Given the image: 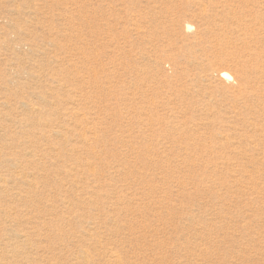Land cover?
<instances>
[{"label": "rangeland", "instance_id": "obj_1", "mask_svg": "<svg viewBox=\"0 0 264 264\" xmlns=\"http://www.w3.org/2000/svg\"><path fill=\"white\" fill-rule=\"evenodd\" d=\"M0 264H264V0H0Z\"/></svg>", "mask_w": 264, "mask_h": 264}, {"label": "bare ground", "instance_id": "obj_2", "mask_svg": "<svg viewBox=\"0 0 264 264\" xmlns=\"http://www.w3.org/2000/svg\"><path fill=\"white\" fill-rule=\"evenodd\" d=\"M224 75V77H226L227 79L229 78V75H227V74H223Z\"/></svg>", "mask_w": 264, "mask_h": 264}]
</instances>
